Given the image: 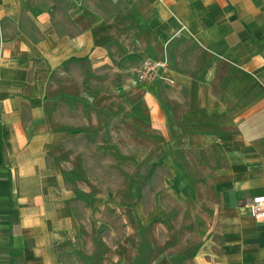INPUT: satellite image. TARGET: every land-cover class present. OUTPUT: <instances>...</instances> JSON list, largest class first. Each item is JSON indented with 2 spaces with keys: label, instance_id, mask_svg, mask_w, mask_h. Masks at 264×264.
Listing matches in <instances>:
<instances>
[{
  "label": "crops",
  "instance_id": "obj_1",
  "mask_svg": "<svg viewBox=\"0 0 264 264\" xmlns=\"http://www.w3.org/2000/svg\"><path fill=\"white\" fill-rule=\"evenodd\" d=\"M163 58L162 79L136 80ZM130 117L155 141L146 177L169 167L171 227L155 207L131 228L125 206L114 246L113 193L66 157L112 150ZM255 196L264 0H0V264H264Z\"/></svg>",
  "mask_w": 264,
  "mask_h": 264
},
{
  "label": "rangeland",
  "instance_id": "obj_2",
  "mask_svg": "<svg viewBox=\"0 0 264 264\" xmlns=\"http://www.w3.org/2000/svg\"><path fill=\"white\" fill-rule=\"evenodd\" d=\"M141 125L138 123V117H130L128 139L125 138L127 135L125 125L123 133L115 130L112 150L109 147V140H97L98 149L93 148L94 141L92 140L90 141L92 151L87 150V153L83 152L82 155L66 157L68 160H72L78 169L74 172L76 178L91 186L92 189H95L94 191H110L113 193V224L116 231L113 238L114 246H119L121 241V229L123 227L121 215L122 212H125V206H129L131 212V221L129 222L131 228L137 229L139 227L138 211L152 216L155 207L163 212L162 216H157L158 219L162 217L163 220H159L161 224L166 228L171 227L169 226V219L171 218L170 209L172 206L167 198L169 167L167 165L157 166L146 177L150 167L159 157L154 154L155 141L153 138L143 139L140 137L143 133L140 128ZM150 135L152 136V134ZM121 136H124V138ZM87 143L89 142L87 141ZM105 144L108 147L101 150V147H104ZM71 151L76 152L79 150L74 148ZM79 168L82 170L79 171ZM154 196L161 197L159 203L153 200ZM127 202L128 204H126ZM140 204L142 206L141 210L138 209ZM158 219L156 220L158 221ZM151 220V225L148 227L150 230L153 227L152 223H154L153 219ZM180 222H185L184 217ZM179 231L185 236L184 227H180ZM197 232L201 233V230L199 228L195 229V233ZM195 237L200 238L196 234Z\"/></svg>",
  "mask_w": 264,
  "mask_h": 264
},
{
  "label": "built area",
  "instance_id": "obj_3",
  "mask_svg": "<svg viewBox=\"0 0 264 264\" xmlns=\"http://www.w3.org/2000/svg\"><path fill=\"white\" fill-rule=\"evenodd\" d=\"M167 69V59L144 60L136 69V80L139 82L154 81L163 78ZM170 82V81H169ZM249 213L258 221H264V196H255L247 203Z\"/></svg>",
  "mask_w": 264,
  "mask_h": 264
}]
</instances>
